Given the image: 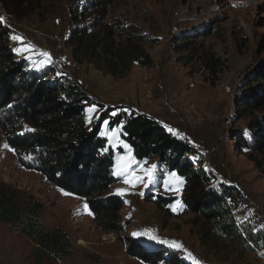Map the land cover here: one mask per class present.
Segmentation results:
<instances>
[{"label":"rangeland","instance_id":"obj_1","mask_svg":"<svg viewBox=\"0 0 264 264\" xmlns=\"http://www.w3.org/2000/svg\"><path fill=\"white\" fill-rule=\"evenodd\" d=\"M69 5V0H43L21 19L7 14L0 6V17L11 29L10 43L17 56L35 69L51 66L57 74H70L103 105L146 113L168 130L182 134L174 135L196 149L197 158L192 161L195 166L200 161L202 171L215 176L213 187L223 182L238 192L231 211L235 223L242 230L264 234V172L236 150L230 138L232 130L244 129L247 122V118L235 116V97L244 79L264 61V0H115L108 15H123L159 39L146 46L154 65H135L122 78L73 60L70 47L65 44ZM201 30L203 36L194 37ZM181 37L186 38L178 43L184 44L175 46ZM192 49L225 61L226 67L214 84L204 78L198 59L185 63ZM44 52L49 54L51 63L41 55ZM101 111L96 105L86 106L84 117L87 121L96 120ZM120 127L110 128L104 121L100 131L114 149H123L114 156L112 169L119 179L108 192L122 202V228L108 232L96 226L88 207L85 210L84 199L65 195L67 192L40 172L22 167L12 150L5 147L0 131V181L41 202L40 219L44 226L57 227L68 234L73 251L61 264H147L126 252V237L139 241L143 247L167 251L179 257L180 264H264V248H256L250 242L243 245L219 239L210 224L185 211L181 202L184 179L175 171L158 166L156 159H135L121 138ZM113 129L118 131L110 137ZM153 165L149 182L146 170ZM118 170L123 174L116 175ZM126 179L130 183H125ZM179 181H183L182 185ZM147 194L153 197L148 198ZM158 196L171 197L173 201L158 207ZM158 241H175L181 247ZM32 247L22 232L0 222V264H33Z\"/></svg>","mask_w":264,"mask_h":264},{"label":"trees","instance_id":"obj_2","mask_svg":"<svg viewBox=\"0 0 264 264\" xmlns=\"http://www.w3.org/2000/svg\"><path fill=\"white\" fill-rule=\"evenodd\" d=\"M42 1L0 0V6L7 14L21 19ZM69 1L65 44L77 64H92L115 78L125 77L135 65H154L146 46L157 43L158 37L123 15H108L115 0ZM202 31L194 37L203 36ZM10 34L11 29L0 23V131L22 167L40 172L59 189L84 199L102 231H120L122 202L108 192L119 179L112 169L114 156L123 149H114L100 131L104 121L110 128L121 125V138L135 159H156L158 166L175 171L184 179L181 202L185 211L210 224L219 239L243 245L250 242L256 248H264L263 232L242 230L234 221L231 211L238 192L223 182L213 187L215 176L202 171L200 161L196 166L192 161L197 158L194 147L172 134L155 117L97 102L64 71L57 74L51 66L40 70L31 67L13 50ZM185 38H177L175 46ZM190 52L185 63L198 59L204 78L214 84L226 67L225 61L212 53H198L196 49ZM89 105L102 108L96 120L87 121L84 117ZM234 106L236 118H247L244 129L230 133L234 147L264 172V61L244 79ZM172 201L171 197L158 196L156 205ZM41 209V202L0 181V222L29 238L33 264H61L73 251L71 239L63 229L45 227L40 219ZM123 244L129 255L144 263L180 264L179 257L160 248L143 247L129 237L123 238Z\"/></svg>","mask_w":264,"mask_h":264},{"label":"snow or ice","instance_id":"obj_3","mask_svg":"<svg viewBox=\"0 0 264 264\" xmlns=\"http://www.w3.org/2000/svg\"><path fill=\"white\" fill-rule=\"evenodd\" d=\"M233 6H234V7H239V6H245V5L234 4ZM3 21H4V18H3V17H0V23H2ZM13 39L19 40V39H21V38H20V37L13 36ZM41 55L44 56V57H46V58H48V59H47V62H48V63H51V58H50V56H49L48 53L44 52V53H41ZM92 110H93V109H89V111H92ZM105 124L107 125V121H105ZM29 130H30V129H29ZM117 131H118L117 129H113V130H112V133L110 134V137H111V136H114V135L116 134ZM169 131H170V132H173V134L181 135V136H182V134L176 133L175 130H173V129H171V128H169ZM245 135H247V133H245ZM5 147H7V145H5ZM124 147L127 148L128 146H127V145H124ZM127 167H128V165L125 166V169H127ZM154 168H155V165H153L152 168L146 170V172L149 174V177H148V178H149V182H151V180H152L151 172H152V169H154ZM115 174H116V175H121V174H123V173H122L121 171L118 170ZM172 175L175 176L174 173H173ZM135 179L139 180L140 177H136ZM177 179H178V178H177ZM125 183H130V181H128V180L126 179V180H125ZM179 183L182 185L183 181H179ZM145 186H147V185H145ZM117 191H118V193H120L121 190H117ZM64 194H65V195H68V193H64ZM178 203H179V202H178ZM84 207H85V210L87 211V204H85ZM181 208H182V205H181ZM174 210H175V208H174ZM88 214L91 215L92 213H91V212H88ZM149 238H150V239H156L155 237H153V236H151V235H149ZM158 242L168 244V245L171 246V247H176V248L181 247V245L178 244V243L175 242V241H171V242H169V241H158ZM189 256H191L190 253H189ZM195 264H199V262H195Z\"/></svg>","mask_w":264,"mask_h":264},{"label":"built area","instance_id":"obj_4","mask_svg":"<svg viewBox=\"0 0 264 264\" xmlns=\"http://www.w3.org/2000/svg\"><path fill=\"white\" fill-rule=\"evenodd\" d=\"M174 112H176L175 110H173Z\"/></svg>","mask_w":264,"mask_h":264},{"label":"crops","instance_id":"obj_5","mask_svg":"<svg viewBox=\"0 0 264 264\" xmlns=\"http://www.w3.org/2000/svg\"><path fill=\"white\" fill-rule=\"evenodd\" d=\"M30 56H33V55H30Z\"/></svg>","mask_w":264,"mask_h":264}]
</instances>
